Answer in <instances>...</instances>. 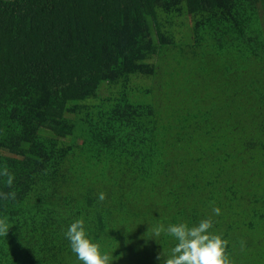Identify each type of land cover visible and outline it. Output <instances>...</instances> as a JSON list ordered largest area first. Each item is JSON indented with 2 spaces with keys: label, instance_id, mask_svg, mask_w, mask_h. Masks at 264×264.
<instances>
[{
  "label": "trees",
  "instance_id": "16d2710c",
  "mask_svg": "<svg viewBox=\"0 0 264 264\" xmlns=\"http://www.w3.org/2000/svg\"><path fill=\"white\" fill-rule=\"evenodd\" d=\"M5 167L0 264H82L77 219L114 264L204 219L264 264V0H0Z\"/></svg>",
  "mask_w": 264,
  "mask_h": 264
},
{
  "label": "clouds",
  "instance_id": "9594fccd",
  "mask_svg": "<svg viewBox=\"0 0 264 264\" xmlns=\"http://www.w3.org/2000/svg\"><path fill=\"white\" fill-rule=\"evenodd\" d=\"M7 177V185H13L14 176L7 167L0 172ZM0 198L7 200L15 199V193H0ZM106 198L105 193H100L99 200ZM216 215L221 210L214 207ZM213 221L211 219L200 220L198 224L189 227L186 223L171 224L167 228L163 225L152 227L151 231L155 237L162 233L175 239L176 244L171 248L170 256L164 264H232L227 246L229 241L222 239L220 235L212 233ZM9 225L7 219H0V235H7ZM65 237L70 243L71 251L82 264H114L112 254H102L100 245L94 243L85 229L83 219H77L68 227Z\"/></svg>",
  "mask_w": 264,
  "mask_h": 264
}]
</instances>
